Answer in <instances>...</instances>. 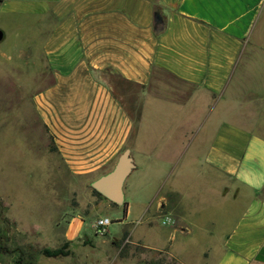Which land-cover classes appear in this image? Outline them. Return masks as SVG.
I'll use <instances>...</instances> for the list:
<instances>
[{
	"label": "crops",
	"instance_id": "1",
	"mask_svg": "<svg viewBox=\"0 0 264 264\" xmlns=\"http://www.w3.org/2000/svg\"><path fill=\"white\" fill-rule=\"evenodd\" d=\"M0 15L44 65L33 110L70 175L101 177L128 150L132 173L173 177L177 202L178 178L202 177L222 208L198 228L203 254L264 264V0H0ZM85 224L71 218L62 240Z\"/></svg>",
	"mask_w": 264,
	"mask_h": 264
},
{
	"label": "rangeland",
	"instance_id": "2",
	"mask_svg": "<svg viewBox=\"0 0 264 264\" xmlns=\"http://www.w3.org/2000/svg\"><path fill=\"white\" fill-rule=\"evenodd\" d=\"M13 27L10 17L0 15V264H211L216 257L203 254L209 239L198 228L222 208L215 210L213 199L201 194L202 177H179L184 195L177 202L169 191L173 177L139 168L124 185L125 217L123 205L93 195L90 184L100 176L70 175L63 160L52 158V138L33 110L50 81L41 78L44 65L16 47ZM161 194L163 205L156 203ZM77 215L86 236L66 243L62 233ZM100 217L112 221L104 236L90 227ZM164 217L172 223L163 224ZM186 226L190 235L181 233ZM224 230L217 227L216 236ZM59 248L68 255L42 254Z\"/></svg>",
	"mask_w": 264,
	"mask_h": 264
},
{
	"label": "water",
	"instance_id": "3",
	"mask_svg": "<svg viewBox=\"0 0 264 264\" xmlns=\"http://www.w3.org/2000/svg\"><path fill=\"white\" fill-rule=\"evenodd\" d=\"M1 38L2 35L0 34V39ZM134 168L130 153L126 150L118 157L110 172L97 178L90 184L91 190L114 205H123L124 184Z\"/></svg>",
	"mask_w": 264,
	"mask_h": 264
},
{
	"label": "built area",
	"instance_id": "4",
	"mask_svg": "<svg viewBox=\"0 0 264 264\" xmlns=\"http://www.w3.org/2000/svg\"><path fill=\"white\" fill-rule=\"evenodd\" d=\"M112 221H110L107 217H100L93 221L90 225L93 233L97 236H104L107 233L108 227L111 225ZM172 221L169 217L163 218V224H171Z\"/></svg>",
	"mask_w": 264,
	"mask_h": 264
},
{
	"label": "trees",
	"instance_id": "5",
	"mask_svg": "<svg viewBox=\"0 0 264 264\" xmlns=\"http://www.w3.org/2000/svg\"><path fill=\"white\" fill-rule=\"evenodd\" d=\"M93 195L98 197L101 200H104L99 194H97L96 192L92 191ZM114 205V204H113ZM123 209H124V214H126V203H123ZM42 254L44 255V257L46 258H59V257H66L68 255L67 252H65L62 248L59 249H55V250H49V249H44L42 251ZM16 264H34V262H17Z\"/></svg>",
	"mask_w": 264,
	"mask_h": 264
}]
</instances>
